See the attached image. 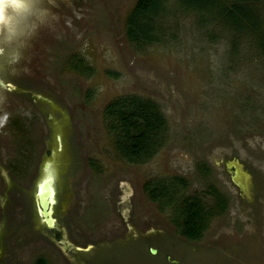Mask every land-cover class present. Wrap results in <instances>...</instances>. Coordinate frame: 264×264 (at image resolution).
Masks as SVG:
<instances>
[{"label": "rangeland", "instance_id": "obj_1", "mask_svg": "<svg viewBox=\"0 0 264 264\" xmlns=\"http://www.w3.org/2000/svg\"><path fill=\"white\" fill-rule=\"evenodd\" d=\"M50 6V24L0 63V264H264V0ZM125 95L164 118L141 162L117 153L105 112ZM49 177L52 225L36 211ZM151 178L207 205L213 186L226 205L188 239L173 204L143 190Z\"/></svg>", "mask_w": 264, "mask_h": 264}, {"label": "trees", "instance_id": "obj_2", "mask_svg": "<svg viewBox=\"0 0 264 264\" xmlns=\"http://www.w3.org/2000/svg\"><path fill=\"white\" fill-rule=\"evenodd\" d=\"M74 64L86 68L80 58L75 59ZM105 112L110 120L109 126L116 130L114 148L121 157L136 163L152 154L153 148L158 144L154 136L164 125V118L155 102L148 98L125 95L109 102ZM177 181L181 183L180 180ZM142 186L150 200L157 202L159 199L162 205L173 204L172 222L177 225L179 233L188 239L200 237L213 205L220 210L226 205L225 197L213 186L207 190L212 198V205L205 204L200 195L178 193L173 181L168 183L161 178H151ZM34 264L47 263L43 257L38 256Z\"/></svg>", "mask_w": 264, "mask_h": 264}, {"label": "clouds", "instance_id": "obj_3", "mask_svg": "<svg viewBox=\"0 0 264 264\" xmlns=\"http://www.w3.org/2000/svg\"><path fill=\"white\" fill-rule=\"evenodd\" d=\"M52 0H0V63L17 61L38 30L55 18Z\"/></svg>", "mask_w": 264, "mask_h": 264}, {"label": "water", "instance_id": "obj_4", "mask_svg": "<svg viewBox=\"0 0 264 264\" xmlns=\"http://www.w3.org/2000/svg\"><path fill=\"white\" fill-rule=\"evenodd\" d=\"M1 83V82H0ZM49 182V183H48ZM46 183H39L37 184L36 189V211L37 214L44 218L48 225H52L54 223V217L52 216L53 211V203L55 201V187L53 184V178L49 177L46 179ZM47 187V188H46ZM50 193H52V199H49ZM49 216V219H45V217ZM151 253L156 252L155 247L149 248Z\"/></svg>", "mask_w": 264, "mask_h": 264}, {"label": "bare ground", "instance_id": "obj_5", "mask_svg": "<svg viewBox=\"0 0 264 264\" xmlns=\"http://www.w3.org/2000/svg\"><path fill=\"white\" fill-rule=\"evenodd\" d=\"M49 195H50L49 199H52V193H50Z\"/></svg>", "mask_w": 264, "mask_h": 264}]
</instances>
